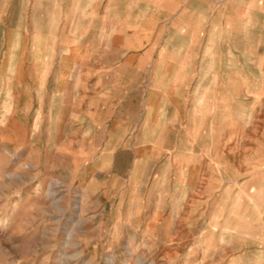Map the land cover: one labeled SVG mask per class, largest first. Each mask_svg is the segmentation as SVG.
<instances>
[{"label": "crops", "instance_id": "0c3cea01", "mask_svg": "<svg viewBox=\"0 0 264 264\" xmlns=\"http://www.w3.org/2000/svg\"><path fill=\"white\" fill-rule=\"evenodd\" d=\"M263 12L264 0H0V59L17 76L25 61L26 99L41 103L32 114L43 127H57L58 137L72 133L71 147H185L186 194L201 181L204 195L211 127L220 144L226 101H239L232 104L237 113L254 94ZM3 20H25L27 29L11 28L6 37ZM12 94L19 98L18 88ZM233 133L232 158L218 160L217 174L253 201L240 211L264 210L256 198L264 124L241 121ZM82 156L77 151L74 163ZM107 159L112 167L114 155Z\"/></svg>", "mask_w": 264, "mask_h": 264}, {"label": "rangeland", "instance_id": "374dc122", "mask_svg": "<svg viewBox=\"0 0 264 264\" xmlns=\"http://www.w3.org/2000/svg\"><path fill=\"white\" fill-rule=\"evenodd\" d=\"M26 23L3 20L1 27L8 37L11 28L27 29ZM258 28L259 81L251 98L242 101L247 107L234 113L232 104L239 101H226L220 144L211 127L212 173L204 195L201 181L190 189L193 195L186 194L180 171L185 147H71L72 133L58 137L57 127H43L32 114L41 103L26 99L25 61L17 76L1 57L0 264H264V210L240 211L253 201L235 195L231 180L217 174L218 160L232 158L235 123L264 124V12ZM77 151L83 162L75 164ZM55 189L59 193L49 195ZM261 189L256 198L264 204V181Z\"/></svg>", "mask_w": 264, "mask_h": 264}, {"label": "bare ground", "instance_id": "6f19581e", "mask_svg": "<svg viewBox=\"0 0 264 264\" xmlns=\"http://www.w3.org/2000/svg\"><path fill=\"white\" fill-rule=\"evenodd\" d=\"M240 47H241V45H240ZM55 186H56L55 184L51 185L52 189L55 188ZM58 193H59V191L57 189H55V190H53V192H49V195H57Z\"/></svg>", "mask_w": 264, "mask_h": 264}]
</instances>
